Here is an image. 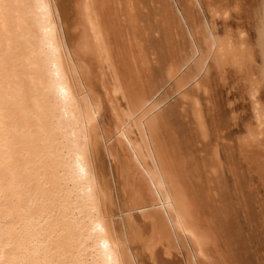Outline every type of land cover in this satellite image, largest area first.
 Wrapping results in <instances>:
<instances>
[{"label":"bare ground","instance_id":"obj_1","mask_svg":"<svg viewBox=\"0 0 264 264\" xmlns=\"http://www.w3.org/2000/svg\"><path fill=\"white\" fill-rule=\"evenodd\" d=\"M149 2L0 0V264H17L21 252L19 264H43L49 247L63 248L62 233L69 236V222L51 221L48 201L61 204L63 198L59 189L53 201L45 192L51 183L45 174L50 177V171L52 179L72 182L70 193L75 201L69 200V214L77 227L81 222L87 227L86 234L80 231L78 236L82 264H203L211 234L218 238L220 248L214 244V250L223 255L221 264H264V244L257 234L245 236L237 219L239 210L244 215L250 210L249 193L244 190L247 177L240 173L244 164L247 172L256 166L259 179L264 176V163L260 167L264 150L259 152L264 140V107L257 98L264 87V0L208 3L217 4L223 14L234 9L244 18L236 27V43L233 37L220 42L209 32L208 55L213 62L224 58L225 64L234 67L235 81L242 75L253 78L251 97L255 98L251 100L260 129L248 124V135L242 138L223 133L228 126L225 111L211 116L209 127L198 107L190 112V108L179 110L180 105H171L152 113L161 100L155 102L152 91L167 84L159 97L181 92L188 82V66L182 70L185 65L180 56L169 51L167 33L159 26L165 11L157 12L163 18L154 10L141 12ZM190 47L192 55L202 59L194 39ZM206 58L199 62L204 72ZM219 64L217 68L223 71ZM96 67V73L104 77H97ZM4 110L16 117L9 119ZM32 115L37 136H31L42 145L48 143L43 154L51 163L48 172L45 161L40 160L35 168L36 155L29 159L36 143L28 140ZM106 115L108 122H104ZM249 136L260 148L256 143L255 149L247 148L252 142ZM218 139H235L232 145L222 144V158ZM113 145L122 161L115 158ZM32 180H36V197L26 195ZM29 204L41 207L40 213L34 216ZM4 217L11 218L4 221ZM56 232L62 236L54 239L51 236ZM71 237L76 243V237ZM20 238L27 241V248ZM252 239L255 248L250 252Z\"/></svg>","mask_w":264,"mask_h":264},{"label":"rangeland","instance_id":"obj_2","mask_svg":"<svg viewBox=\"0 0 264 264\" xmlns=\"http://www.w3.org/2000/svg\"><path fill=\"white\" fill-rule=\"evenodd\" d=\"M148 1H150V2L147 5V8L142 9L141 12H143V14H144L148 11H153V10L156 11V13L159 12L160 10H162V12L165 11L164 14L162 13L164 15L163 16L164 18L160 16L161 18H163L162 19L163 21L159 20V26H160L161 30L165 29V31L167 33L168 44H171V47H168L169 51H175V53H177V55L180 56L181 64L185 65V66H183L182 70L185 71L186 69H184V68H186L188 66V68L186 70V72L187 71L188 72H187V75L185 76V79L188 80V82H187L186 86H185V84L183 85L184 87L181 86V88H182V89L180 88L181 92L174 93V91H170V93L167 97H165V96L159 97L161 94H163L162 91L165 92L164 89L168 87L167 84L165 86H163L164 87L163 89L162 88L160 89V86H156V88L152 91V92H156V94L153 97V99H155L154 100L155 102H157L156 99H158V98L161 99V100L158 99L159 104H157V107L154 108L152 113H154V115H155L156 113L161 112L160 110H162V111L164 109L166 110L171 105H177V106L180 105L179 110H185V109L188 110L190 108V112H191V110L193 111V109L198 107L197 109H199L202 119L208 125L207 127H209V121L211 119V116H214V114L216 112H219V111H220V113L226 112L227 119H228L227 120L228 126L225 129H223L224 131L221 130V131H223V133L224 132H233L237 136L242 138V137H245L248 135L246 132L248 124L251 128L255 127L256 129H258V127H256L257 121H256V116L254 115L255 114V111L253 109L254 106L252 104V103H254V101H252V100H254L253 98H255V97H251V95H252L251 93L254 92L253 87L255 86V85L253 86V78L248 77V76L245 77L242 75V77L240 79L238 78L235 81L236 74H234V71H233L234 67L229 65V63H227L226 61H225L226 62V64H225L224 58L220 59V60H223V61H221L220 64L224 63L223 65H220L219 64L220 60L218 62V60L215 59L216 61L214 60L215 62H213V58L211 56L210 57L208 56L210 53L209 52V43L212 42V39L210 36L211 34L209 32L215 33L214 35L216 37H218L220 42L226 41L227 38H229L228 40H230V37H231V39L233 37V39H235V40L234 41L232 40V41L234 43H236L235 41L237 40V37H238V34H236L237 33L236 27L243 23L244 18H240L239 15L237 14V11L234 9H230L226 14L225 13L223 14V12H221L222 10L218 11L217 4H214L213 6L211 4V6H209L208 5L209 0H161V1L155 0L156 3L154 2V4L151 3V0H148ZM160 2H161V6H160ZM162 2H163V4H162ZM197 3H199V4H197ZM163 5L165 8L161 9ZM162 14L159 13L157 15L158 18H160L159 15H162ZM165 17H168V18L165 19ZM164 21H166V22H164ZM227 34H230V35L228 36ZM192 38L197 42L199 49L202 52V59H204L208 56L205 60L206 64H208V68L206 69L207 71H205V72L203 70L202 71L200 70V68L202 66L199 62H201L202 59L197 58L196 54L192 55L191 47H190L191 43L193 41ZM20 47H21L20 49H22V50L24 49V47L22 45ZM23 52H25V50ZM177 58H178V56H177ZM182 58H183V60H182ZM211 61L213 64L211 63ZM151 63L153 64V61ZM195 64H197V67ZM218 64H219V67L221 66V68L223 69L224 72L219 71V68H217ZM95 69H97V67L94 68V72L96 73V71H97V73H98V70L95 71ZM106 72L108 73L107 70H106ZM97 75H98L97 77L99 78L101 74L100 75L97 74ZM221 75H222L221 78L224 80H222L220 78ZM101 76L104 77V75H101ZM223 76L225 78H223ZM192 77H193V80H192ZM190 79H191V82H190ZM238 80H239V82H237ZM25 86H24V88H25ZM257 87H260V86H257ZM157 90H158V92H157ZM261 91H263V93H261V96L257 97V98L260 100L261 104H263V107H264V87H262ZM119 101L121 102L122 108L124 109V105H123L124 101L122 99H119ZM0 102H1V100H0ZM29 106H31V103H29ZM143 110L145 111V109H143ZM7 111L8 110H4L2 112V113H4L3 115H5V114L8 115V113H9V116H11V117H9V116H7V117H9V119H11V120L13 117H16L15 115L14 116L11 115V113L7 112ZM151 111H152V109H151ZM32 116L30 117L31 119H32ZM7 117L5 119H8ZM231 117H233L234 120H232ZM108 119H109V117L107 115L104 116V122H108ZM11 120H9V121H11ZM30 120H29V123H30L29 124V129H30L29 131H30V133L31 132L32 133L29 134L30 137L28 136V140L36 141V143L38 141V143H37V145H35L36 143L32 142L33 144L35 143L33 147L31 145L32 143L29 144L32 147L30 149V151L32 153H30V155H29L30 158L29 157L28 158L30 160H33L35 155L37 158L39 156H40L39 158H41V157L43 158L44 151L47 150V149H45V147H47L45 145V143L46 144H48V143H47V141L46 142L44 141V145H42L41 144L42 142L39 143L40 142V140H38L39 138L37 140H36V137L34 138L35 135L37 136V131H35L34 130L35 128H33L34 126H32V125H34L33 124L34 123V116H33V119L31 122H30ZM233 121H234V123H233ZM3 122L6 124L7 120L3 119ZM255 128H254V130H256ZM11 129H13V128L11 127ZM108 129H109V131L111 130L110 126ZM226 129H227V131H226ZM9 130H10V128H9ZM31 135H34V136L32 137ZM31 137H32V139H31ZM261 137L262 136L255 134V139H257V140L259 139V142L262 141V139H263V137L262 138ZM250 138H251V140H250ZM252 139H254L253 136L248 137V140L253 142V143L250 142L251 143L250 145L247 144L249 146V147H247L248 149L250 147H253V144L256 143L255 146L258 144V142L256 140H255L256 141L255 142ZM228 140L227 141L223 140V139L217 140L218 145H219L218 155L221 158H222V154H223L222 149H221L222 144L232 145L235 142L234 141L235 139H233V140L231 139V141H228ZM56 143H58V142L56 141ZM262 143H264V140L262 141ZM262 143H260V144L262 147H264V144L262 145ZM38 144L39 145L41 144L40 146H43V147L45 146L44 148L42 147L44 150H42V148ZM53 144L54 145H51L52 148L54 146L57 147V145L55 143H53ZM260 144H258L259 148H260ZM35 146H37L36 149L34 148ZM56 147H54V148L56 149ZM262 147H261V149H259L257 147V149H259V152H260V150L261 151L264 150V149H262ZM114 148H115V152H116L115 158H119L122 161V159H124V158H122L117 147L114 146ZM38 149H40V150H38ZM253 149H255V148L253 147ZM257 149L255 150L256 152H257ZM235 150H236V148L234 147V152H235ZM36 151H37L39 156H37V153H35ZM39 151H41V152H39ZM40 153H41V155H40ZM263 153L264 152H261L260 154H263ZM32 154L34 157L32 156ZM31 156L33 158H31ZM235 156L237 157V152L235 153ZM260 156L261 155H259L258 157H260ZM36 157L33 160L35 165L33 164L32 167L36 168L37 166H39L40 165L39 163L41 162L40 160H42L41 163L45 164V162H46L45 157L43 158L44 160L42 158L41 159L38 158L39 159L38 160ZM258 157L256 159H258ZM260 158H261L260 159V161H261L262 157H260ZM36 159L38 162L36 161ZM239 160L237 158V161L241 163V160L240 161ZM43 161H45V162H43ZM260 161H258V162H260ZM261 162H260L261 165L259 163L260 167L264 163V158ZM36 163H38V164H36ZM222 163H223L222 167H223V169H225L226 168L225 162H222ZM48 165L51 166V163L46 162V164L43 165L44 168H47V172L50 171V170H48ZM253 168L255 169L256 172L259 171V170H256V166ZM253 168L251 169L252 171L250 170L249 172H247V170H246L247 166L244 164L243 169L240 171V173L241 172L244 173V174L241 173L242 174L241 177H245V178L247 177V182H246L247 184H245L244 190H245V192H247V194L249 193L248 194L249 195L248 202L250 203V210L246 211V215L242 214L243 212H241L239 210L238 211L239 216L237 215V217H239V218H237V219L240 221V223L242 225V233L245 236H248V235L255 236L257 234L258 239L262 242V244H264V230L261 228L264 226V217H263L264 216V187H263L264 186V180H263L264 176L262 179H259L258 172L257 173L254 172ZM263 168H264V165H263ZM257 169H258V165H257ZM34 171L36 174L38 173V175L43 173V171H40V170H38V171L34 170ZM50 172H49L50 177H47L48 175L45 174V177L49 178L48 180L51 179L50 185L46 184V187H45V188H48L49 190L47 189L48 191L45 190V192L50 197L49 199L52 201L54 198H58L59 195H61V198H63V200L62 199L61 200L64 204H62V202H61V204L53 202V204H54L53 205L52 202L50 203V201H48L49 202V204H47L48 205V212L50 213L49 215H52L51 221L61 219L59 221L64 220L65 222L66 221L69 222V224H68L69 236H67L66 233H64V232L62 233V234H65V235H63L64 238L62 239V244H63L62 249L60 247L59 250L58 249L56 250L54 247H49V249L46 250V256L44 258L43 264H82L83 260L79 256L81 253V252H79V251H81L80 250L81 247L78 244V236H80L81 233H82V235L86 234V232H87L86 228L87 227H85L86 225L84 226V224H85L84 222H81L78 225L79 227H77L76 224L74 223V220L72 219L71 215L69 214V211L71 212V210H72V205L70 204L69 200H71V202H72V200L75 201V196L70 193L71 187H72V182L71 181H64L62 178H61V180H58L55 178L57 180V181H55V179L51 178L52 175ZM263 172H264V169H263ZM224 173H225L226 177L228 178V180H227L228 188L231 189L232 188V182L229 179V175H228V173H226V171H224ZM34 176L36 177L35 174H34ZM245 178H243V179H245ZM36 179H39V178H36ZM52 183L55 184L54 185L55 188L53 187ZM28 184H29V186H28ZM28 184H27V186H28V189L30 192H26V195L28 197L31 196L30 194H32V196H34L33 188L36 185V180H32V182L30 181ZM51 186L54 188V190H53V188H51ZM39 189H41V188H39ZM55 189H57V190L59 189V191L61 190V193L59 192V195H58L57 190H55ZM250 192H251V194H250ZM55 193H56V195H55ZM34 197H36V196H34ZM10 199H8V200H10ZM25 199H26V197H25ZM234 201H235V199H234ZM8 202H9V204H11V202H14V200L12 199L11 202L7 201V203ZM26 202H27V200H26ZM38 202L39 201H37L36 203H38ZM235 204H236V202H235ZM26 206H28L29 211H31L30 208L32 209L34 216L39 214L41 209H42L41 207L37 206V204L35 206H31L30 204L26 205ZM235 207H237V206H235ZM26 209H27V207H26ZM65 210H67V212ZM73 214H72L73 217H75V214H77V210H74ZM243 217H244V219H243ZM10 218L11 217H9V219H8V217H4V219H5L4 221H6V220L9 221ZM114 219H117V218L114 217L113 220ZM10 225L11 224L7 225V227ZM251 225H253V226H251ZM48 228L51 231L53 230L52 226H50V225L48 226ZM251 229H253V230H251ZM80 231H81V233H80ZM48 234H49L48 232H44V235L47 236ZM60 234H61L60 232H56V233L52 234L51 237H54V239H56V237ZM62 234H61V236H62ZM72 235L74 236V238L76 237V240H77L76 243L77 244L73 241V239L71 237ZM65 237H67L68 239L66 238L67 239L66 240ZM211 237H213V239ZM70 239H71V241H70ZM19 240L23 244V246L24 247L26 246V248H27V246H28L27 241L26 240L23 241L22 238H20ZM207 240L208 241L205 244V249H206V254H207V260L209 262L206 259H204V260H206V261H204L203 258L201 259V261L203 262V264H205V263L207 264V262L210 264H221L220 263L221 259L223 260L224 257L222 255V253L217 254L214 250L215 246H217V248H218V243H219L218 238L216 236H214V234H211ZM211 240L214 242H212ZM71 243H73V244L75 243V244L73 245ZM254 243L255 242L253 240L251 243L252 245L249 244V246H250L249 251L250 252L252 249L255 248ZM214 244H215V246H214ZM206 245H208V246L206 247ZM186 246L188 247L187 243H186ZM219 248H220V246H219ZM22 258H23V253L21 252L20 254H18L17 264L20 263V260ZM30 261H31V259H30Z\"/></svg>","mask_w":264,"mask_h":264}]
</instances>
